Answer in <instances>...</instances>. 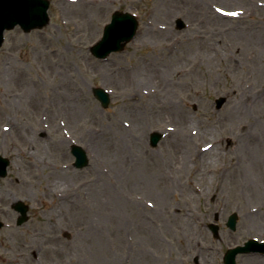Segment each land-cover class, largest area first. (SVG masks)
<instances>
[{
  "label": "rangeland",
  "instance_id": "374dc122",
  "mask_svg": "<svg viewBox=\"0 0 264 264\" xmlns=\"http://www.w3.org/2000/svg\"><path fill=\"white\" fill-rule=\"evenodd\" d=\"M49 1L47 27L8 31L0 49V154L11 159L0 209L14 198L31 206L21 231L1 232L0 264H223L228 248L264 241V171L235 181L239 135H264V0ZM117 11L137 16L138 33L99 60L90 48ZM145 68L169 69V88L141 80ZM96 88L109 92L107 108ZM10 123L18 126L3 133ZM154 131L164 134L155 149ZM184 134L193 139L186 169L171 146ZM73 144L88 154L84 169ZM216 215L219 239L209 228ZM12 232L17 245L3 240ZM13 244L20 263L5 262ZM250 255L237 263L264 264Z\"/></svg>",
  "mask_w": 264,
  "mask_h": 264
},
{
  "label": "water",
  "instance_id": "95a60500",
  "mask_svg": "<svg viewBox=\"0 0 264 264\" xmlns=\"http://www.w3.org/2000/svg\"><path fill=\"white\" fill-rule=\"evenodd\" d=\"M48 8V0H0V49L4 42L6 30H12L20 25L28 33L31 30L42 29L47 26L49 24ZM183 27V23L179 21V28ZM137 28L138 22L133 15L116 12L111 23L105 28L102 40L92 48L93 54L98 58H106L112 52L121 51L135 37ZM95 94L106 107L109 103L108 95L103 90H96ZM224 102L225 100L219 101V107ZM160 139L161 135L153 134L151 138L152 146H157ZM73 154L77 157V167H83L87 164L85 153L81 149L75 147ZM7 166L8 162L0 164V176L6 175ZM26 212L27 209L25 208L24 213ZM236 221L237 215H233L228 222V226L233 230L236 229ZM210 227L217 236L219 228L215 225ZM247 252L264 253V244L250 241L245 247L230 250L225 257L226 264H236V256L239 253Z\"/></svg>",
  "mask_w": 264,
  "mask_h": 264
},
{
  "label": "bare ground",
  "instance_id": "6f19581e",
  "mask_svg": "<svg viewBox=\"0 0 264 264\" xmlns=\"http://www.w3.org/2000/svg\"><path fill=\"white\" fill-rule=\"evenodd\" d=\"M150 30H153L150 28ZM149 32V29L145 31V34H147ZM149 34V33H148ZM144 37V36H143ZM150 37V36H149ZM147 37V35L144 37V39L149 38ZM151 38V37H150ZM148 72L146 74H141L140 77H143L141 80L145 81L146 83L149 84L150 83H155L156 87H160L164 88L165 90L167 88H169L168 86V76L169 74V69H159L156 68L154 70H150L148 68H145ZM134 80H132L133 82ZM135 85V93H142L143 91H146L147 86L145 84L139 83L138 86L135 82H133ZM174 85V84H173ZM164 89H162L164 91ZM157 89H152L149 92H147L146 96L152 98L153 96H151L152 93L157 92ZM144 93V92H143ZM13 98H16L17 95H13ZM32 99V97H31ZM20 102H24L25 104H28L27 102V98L25 100H22L19 98L13 100L12 104H20ZM164 105V104H163ZM154 108V107H153ZM157 108V107H155ZM76 117H77V112H75ZM10 122H12V120H9ZM11 123L8 125L10 126ZM14 128L13 126L10 127L9 131H12ZM23 130H25L26 132H28L26 130V128H22ZM240 139L243 141L244 144H242L240 150L237 152L239 153L238 155V159L240 161H243V159L245 160V164L244 166L238 165L239 167V176L236 177L235 181H237V183L239 181H245V183L239 182V185L241 184H248L246 182H248L249 178H248V174L247 172L249 171V168H252L251 170H255V171H260L263 172L264 171V135L262 136L259 133H254L253 131L251 133H248L247 135L243 136L242 134L239 135ZM247 138V139H246ZM192 138L190 137V135H186L184 134L181 138V136H177L176 139L172 140L171 142V146L173 147V149L175 151H177L179 153L180 156V160L178 159L177 163H176V167L178 166V168H182V169H186L190 167V152L191 150L189 149V146L192 144ZM215 146V145H214ZM213 146V144L210 145L209 148H207V150H204V153H207V155H213V153L215 152V147ZM243 163V162H242ZM237 167V166H235ZM62 169L65 170L60 172L62 175H64L65 177H67L65 174H68L67 172H69L70 167L65 166ZM258 173V172H257ZM196 192L198 191V188L195 187ZM219 189H215V194H217ZM191 215V212H190ZM248 217H250L248 215ZM122 226L125 227V221L122 220ZM250 257V256H249ZM246 257V258H249Z\"/></svg>",
  "mask_w": 264,
  "mask_h": 264
},
{
  "label": "flooded vegetation",
  "instance_id": "af4514ba",
  "mask_svg": "<svg viewBox=\"0 0 264 264\" xmlns=\"http://www.w3.org/2000/svg\"><path fill=\"white\" fill-rule=\"evenodd\" d=\"M11 207L12 206H10V208ZM18 218H19V214L14 210H12V209L11 210H4L3 208L0 209V221L4 224L3 228L0 229V237H2L1 232H3L4 230L17 231V233H18V231H21L22 227H19L17 225ZM29 221H30V219H29ZM3 240L4 241H6V240L12 241V243L14 242L15 245H17V242H18L17 237H16L14 232L6 234L5 238H3ZM15 245L13 244V247L9 246L8 249L17 258V256L21 253H19L20 251L17 250L18 247L16 248ZM3 250H4V252H6L7 247L5 246V243H1V241H0V259L2 258L4 261ZM21 257H22V254L18 256V259H20ZM6 259L7 258H5V262H6Z\"/></svg>",
  "mask_w": 264,
  "mask_h": 264
}]
</instances>
